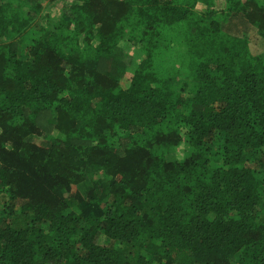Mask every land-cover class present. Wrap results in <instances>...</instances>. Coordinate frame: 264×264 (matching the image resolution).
<instances>
[{
    "label": "trees",
    "instance_id": "obj_1",
    "mask_svg": "<svg viewBox=\"0 0 264 264\" xmlns=\"http://www.w3.org/2000/svg\"><path fill=\"white\" fill-rule=\"evenodd\" d=\"M42 7L0 0V264H264V0Z\"/></svg>",
    "mask_w": 264,
    "mask_h": 264
},
{
    "label": "rangeland",
    "instance_id": "obj_2",
    "mask_svg": "<svg viewBox=\"0 0 264 264\" xmlns=\"http://www.w3.org/2000/svg\"><path fill=\"white\" fill-rule=\"evenodd\" d=\"M38 1L43 3L42 11L45 14L46 13H51L52 11H53L54 14H56V9H55L54 6H57L59 9H62V11H63L64 8H68L71 4L74 3V0H38ZM210 2H211V0H210ZM216 2L218 4V6H220V7L224 6V0H216ZM197 7L198 8H203L204 5H203L202 2H199V5ZM41 15L42 14H39L38 17L40 18ZM242 21H243V23H245L243 19L238 20L237 22L243 24ZM40 23H44V20L41 19ZM45 23L48 24V21L46 20ZM243 25H245V24H243ZM246 29L247 28H245V30ZM252 33H253V29H251V27L248 26V34H252ZM123 49H124L125 53H127V55L130 57V59L131 58L132 59H138V58H141V56H142V53L139 51V49L135 45H133V43L131 41L125 40L124 43H123ZM20 53L21 54H25V51L20 50ZM43 138H46V137L43 136ZM118 140H120V143L124 144L127 141V137L122 132V133H120V136L118 137ZM45 143H47V142H45ZM0 207H1V205H0ZM1 216H2V214H1ZM99 243L103 244L105 246L113 244V242L110 239H108L106 237H103V235L99 239Z\"/></svg>",
    "mask_w": 264,
    "mask_h": 264
}]
</instances>
